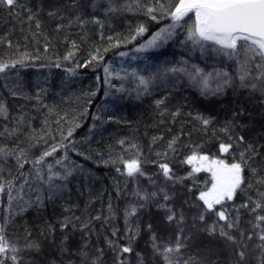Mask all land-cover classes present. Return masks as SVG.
<instances>
[{"label":"trees","instance_id":"trees-1","mask_svg":"<svg viewBox=\"0 0 264 264\" xmlns=\"http://www.w3.org/2000/svg\"><path fill=\"white\" fill-rule=\"evenodd\" d=\"M178 2L0 4V64L8 65L0 72V226L19 249L6 254L16 264H167L165 255L172 264H264V207L253 211L264 205V96L239 87L242 51L230 58L188 38L194 18L174 21ZM164 27L166 39L148 46ZM221 72L231 84L216 91ZM191 75L208 76L207 90ZM221 144L231 147L221 152ZM193 153L229 164L243 163L244 153L247 161L241 189L214 211L198 199L211 173L192 172ZM132 159L143 175H127ZM177 240L179 252L163 251Z\"/></svg>","mask_w":264,"mask_h":264},{"label":"snow or ice","instance_id":"snow-or-ice-1","mask_svg":"<svg viewBox=\"0 0 264 264\" xmlns=\"http://www.w3.org/2000/svg\"><path fill=\"white\" fill-rule=\"evenodd\" d=\"M16 0H0V4H6L8 6H14ZM153 11L149 9V12ZM189 13H193L195 20L193 26L189 30V39L195 44H199L201 41L211 42L214 45H218L220 50L223 51L225 56L230 58L238 55L241 51L244 54V61L239 66V87L241 89H250L253 92H259L261 96H264V0H179V2L174 6V11L170 14L174 21H179L183 17L187 16ZM51 14V13H50ZM155 19V17H153ZM39 27V24H37ZM140 33H143L144 28L140 27L138 29ZM167 30L162 29L161 33ZM161 33H157L153 37L152 41H149L148 46L155 44L156 40L160 38ZM71 55V53L69 54ZM68 57H65L67 59ZM58 66V65H57ZM8 67L7 64H0V72L5 71ZM107 71V70H106ZM172 71H183L182 69H172ZM201 69H196V73H200ZM211 75V74H208ZM218 76L224 78L223 84H219L216 91H223L225 86L231 84V78L228 72L217 73ZM190 78L193 82L202 84V91L208 88V76H201L197 80L196 75H191ZM141 83H145L141 79ZM162 103V101H157V105ZM3 106L0 105V111H3ZM202 120L204 125L210 123L209 119L203 117H197ZM227 131V129H225ZM69 132V136H71ZM241 142L244 141V137L240 136L238 138ZM175 143L173 140L169 147ZM231 145H220L221 152H227ZM248 149H252V145L248 144ZM53 152L56 151L55 148L52 149ZM51 152H45L40 160L51 155ZM19 159V157H17ZM241 160L243 163H226L224 160L220 159H210L206 155H198L193 153L186 160V163L194 165L192 172L198 173L200 171H207L211 173V187L207 191H201L199 193L198 199L203 202V205L208 211H214L216 205H222L225 200H232L237 190L241 189V185L244 183V165L247 161L244 160V153H241ZM124 166L128 176H134L136 174L143 175L140 169V161L137 159H132L130 161H124ZM22 167V165H21ZM160 168L163 175L167 179H172L170 175L171 169L167 164H161ZM119 171V169H117ZM255 171V170H254ZM71 175V172L66 173L60 179H67ZM191 175V174H190ZM49 180L52 179L51 176L48 177ZM257 183L264 184V178L257 181ZM252 187V185H248ZM4 186L0 185V192H4ZM155 195V193H152ZM264 196V193H261ZM11 199V196L9 197ZM39 200V197L37 198ZM147 199V197H143ZM164 199L167 200L169 197L165 194ZM242 207H247V205H241ZM264 207L260 202L255 203V208L260 209ZM137 209L132 208L130 212L126 215L132 216L136 214ZM169 211H171L169 209ZM216 215L220 220L227 221V216L225 211H216ZM201 220L204 216L199 217ZM99 219V217H96ZM169 221L175 219V214H171L167 217ZM182 219V217H181ZM258 220L264 221V216H258ZM67 227V224L64 225ZM228 228L234 227L233 224L228 223ZM5 229L0 226V257L10 258L14 264L17 262V256L12 255L7 257L8 252L16 253L19 251L13 245H10L8 239L4 235ZM210 234L215 233V227L210 228ZM115 235V232L113 233ZM221 236L226 237L228 240H234V237L229 235L227 232L221 230ZM251 238V237H249ZM67 239L66 237L64 238ZM155 239V238H153ZM260 240L264 241V234L260 235ZM63 243V241H62ZM111 245V241H109ZM183 245L177 240L175 248L165 247V253L179 252ZM30 248L39 249V245L32 243L29 245ZM65 249H62V251ZM132 251L131 247H123V253H130ZM82 255H86L83 254ZM240 257L243 258L244 253H239ZM164 259L167 264H172L171 259L165 255ZM0 264H4V259H0Z\"/></svg>","mask_w":264,"mask_h":264},{"label":"rangeland","instance_id":"rangeland-1","mask_svg":"<svg viewBox=\"0 0 264 264\" xmlns=\"http://www.w3.org/2000/svg\"><path fill=\"white\" fill-rule=\"evenodd\" d=\"M162 29L167 30V27H164V28H162ZM162 29H161V30H162ZM161 30H159L158 32H156V33L150 38L149 41H152V40H153V37H155L157 33H161ZM168 33H170V30H169V29H168L167 31L161 33L160 38L156 40L155 44L158 43V42H161V43H162V42L166 39V36L168 35ZM155 44H154V45H155ZM159 44H160V43H158L157 45H159ZM154 45H152V46H154ZM157 45H156V46H157Z\"/></svg>","mask_w":264,"mask_h":264},{"label":"water","instance_id":"water-1","mask_svg":"<svg viewBox=\"0 0 264 264\" xmlns=\"http://www.w3.org/2000/svg\"><path fill=\"white\" fill-rule=\"evenodd\" d=\"M188 15H192L193 16V18H194V20H195V16H194V14L193 13H189ZM187 15V16H188ZM186 17V16H185Z\"/></svg>","mask_w":264,"mask_h":264}]
</instances>
